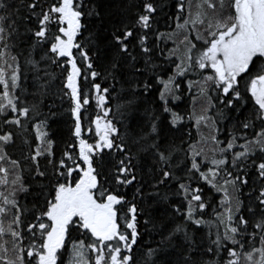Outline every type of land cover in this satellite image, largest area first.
<instances>
[{
  "label": "snow or ice",
  "instance_id": "6c2138e0",
  "mask_svg": "<svg viewBox=\"0 0 264 264\" xmlns=\"http://www.w3.org/2000/svg\"><path fill=\"white\" fill-rule=\"evenodd\" d=\"M24 7L25 63L47 82L34 103L16 94L21 64L11 50L20 9L0 0V264H65L66 255L68 264H137L141 219L154 224L162 203L163 238L148 250V264H264V0H133L131 14L126 8L117 20H107L100 0H27ZM166 11L175 28L160 32ZM169 41L174 47H160ZM157 52L175 67L166 80ZM41 63L60 69L59 98H68L74 120V139L59 153L50 125L57 113L43 103L56 77ZM156 83L166 122L177 128L194 120L196 144L165 139L159 115L147 130L139 125ZM182 83L189 115L170 106L185 94ZM114 98L123 99L116 108L123 132ZM249 100L245 134L219 140L220 120ZM134 126L139 132L130 136ZM29 131L28 152L13 158L9 147ZM209 191L221 197L214 218H206Z\"/></svg>",
  "mask_w": 264,
  "mask_h": 264
},
{
  "label": "trees",
  "instance_id": "16d2710c",
  "mask_svg": "<svg viewBox=\"0 0 264 264\" xmlns=\"http://www.w3.org/2000/svg\"><path fill=\"white\" fill-rule=\"evenodd\" d=\"M10 5H14L16 8L20 9L19 20L20 23V36L18 37V46L11 50V53L14 55H19L20 64H21V90H16V94L21 96V100H26L28 103L35 102V94L40 90V85L42 83L47 82V78L45 77L43 80L37 79V73L32 68L30 64L25 63V58L29 56L30 48L27 37L24 35V25L23 19L27 16V10L24 7L27 0H7ZM104 11L108 14L107 20H117L123 18L124 10L127 8L128 14H131L130 5L133 3V0H100ZM175 0H169V3H174ZM195 2V0H193ZM12 9H10L11 11ZM170 11H166V14L162 15L159 18V23L157 25L158 30L160 32H171L175 28V24L170 18ZM161 48H164L167 51L168 48L174 47V45L169 41L167 43H161ZM183 46H181L182 48ZM156 63L161 65L163 71H160V75L166 80L168 76L172 75L175 70L174 65L168 64L164 62L163 57L159 56L157 52ZM41 69L47 68V70L54 74L56 77L52 80L51 86L48 88V94L44 98L43 103L45 105L52 104L54 105L53 111L57 113V116L54 121H50L51 132L53 138L56 140L55 151L59 153L61 150L65 148V146L72 142L74 139L72 137V129L74 125L73 117L70 113L69 109V101L68 98L65 97L61 100L59 97L60 93V69L54 65L48 66L44 63L40 65ZM165 72L167 73L165 75ZM39 76L43 77L44 73L41 71ZM195 77L189 76V79H193ZM186 85L182 83L181 91L185 93L180 101H176L170 106L174 108L175 111L179 112L181 115H189L192 112V105L190 101L189 95L185 92ZM163 90V86L159 83L154 84L153 92L150 96L145 97L140 105V111L137 114L136 120L139 122V125L142 126L145 130H147V126L150 123L151 116L153 114L159 115L161 119V128L162 135L165 139L174 142L176 144H180L184 147H187L189 143L196 144L200 140V133L197 132L195 127L194 120L189 121L185 120L184 124L178 126L177 128H172L168 125L165 120V117L168 116L167 113H161V102L159 101V92ZM195 92V89H193ZM113 97H116V93H113ZM123 103V99L114 98L110 107H112L113 112L112 116L116 117L114 122H118V126L121 127V131H124L123 121L125 117H121L120 114L116 111L117 105ZM44 112H47V107H43ZM89 111H92L90 106ZM254 111V106L252 101H248L242 107L238 108L235 112L227 111L226 117L221 119L218 127L220 128V132L218 134V139L221 141L227 142L231 139L232 135L242 136L245 134L244 130L241 127V122L246 118H251L252 113ZM2 119L0 118V128H4L5 126L2 123ZM258 123V122H257ZM135 125V121H134ZM8 128H13L14 126H7ZM251 131L247 130V135L251 137ZM139 132V128L134 126L133 131H130L129 135L133 136ZM201 132L207 136L209 134V130L206 128H202ZM32 133L29 131L25 133L23 136H17L16 143L14 146L9 147V154L13 158H22L24 154L28 152V145L24 143V139L27 138L29 142H31ZM238 143H244L243 139H240ZM205 150L207 151L212 147L211 143H207L203 145ZM238 150V149H237ZM206 191H208L206 189ZM248 189H245L247 192ZM208 198L211 202V207L206 210V218H214L212 217V209L216 208L219 211L222 209L219 208V200L221 199L220 194L215 193L214 191L208 192ZM174 200L178 201V197H173ZM23 202V201H22ZM31 202V198H29V203ZM159 208V212H153L154 224L150 223L145 227L143 224V220L148 219L147 216H144L141 219L139 224V230L142 233L140 239L138 240V245L134 247L133 253L134 257L137 261V264H148L149 257L147 256V252L150 248H156L159 246L160 241L162 240L161 230L159 228V224L161 221L160 213L163 212L164 208L167 207L165 204H160L157 206ZM170 211V210H169ZM166 222V221H165ZM170 253L172 250H169ZM86 254H88L86 252ZM94 256V254H88ZM208 259H212V257H207Z\"/></svg>",
  "mask_w": 264,
  "mask_h": 264
},
{
  "label": "flooded vegetation",
  "instance_id": "af4514ba",
  "mask_svg": "<svg viewBox=\"0 0 264 264\" xmlns=\"http://www.w3.org/2000/svg\"><path fill=\"white\" fill-rule=\"evenodd\" d=\"M86 256H89V255L86 254ZM64 259H65V264H68V259H69V257L66 255Z\"/></svg>",
  "mask_w": 264,
  "mask_h": 264
}]
</instances>
